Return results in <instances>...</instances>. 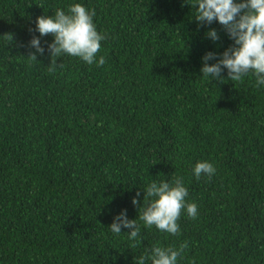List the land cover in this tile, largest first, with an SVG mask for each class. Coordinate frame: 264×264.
<instances>
[{
	"label": "trees",
	"instance_id": "1",
	"mask_svg": "<svg viewBox=\"0 0 264 264\" xmlns=\"http://www.w3.org/2000/svg\"><path fill=\"white\" fill-rule=\"evenodd\" d=\"M76 3L95 11L106 62L65 54L49 72L54 36L36 20ZM193 3L0 0V264H137L184 242L177 264H264V85L202 76V57L234 42L199 24ZM198 162L211 179L195 178ZM174 177L198 209L182 210L176 236L139 220L144 190ZM122 210L140 227L135 248L129 229L109 228Z\"/></svg>",
	"mask_w": 264,
	"mask_h": 264
},
{
	"label": "clouds",
	"instance_id": "2",
	"mask_svg": "<svg viewBox=\"0 0 264 264\" xmlns=\"http://www.w3.org/2000/svg\"><path fill=\"white\" fill-rule=\"evenodd\" d=\"M191 7L195 9V20L199 24L210 25L217 21L234 42L219 58L213 52H208L202 57V76L211 77L213 81L223 79L222 72L227 69L230 81L242 82L245 75L252 73L257 86L264 85V0H194ZM95 15L94 10L89 11L76 3L69 6L67 14L57 9L54 15L37 18L35 31H38L41 37L54 36V41L48 44L51 54L49 72L56 70L57 59L65 54L78 57L88 65L96 63L99 67L105 64L103 56L96 60V54L105 36L97 32L93 23ZM5 36L9 41L13 38L11 34ZM206 37L214 42L220 39L215 29L208 31ZM28 46L35 49V52L29 53L28 58L37 62V54L43 55L45 51L41 47L40 39L33 36ZM210 60L217 62L209 65ZM59 66L62 67V64ZM193 172L197 180L202 175L211 179L216 169L209 162H198ZM144 193V201L152 198L139 215V220L143 221L145 227L155 226L161 232L176 236L180 233L177 221L182 210L192 219L198 215L197 204L186 202L188 190L182 177H174L172 184L154 181ZM136 195L138 197L140 193L137 192ZM132 204L138 206L139 201L134 198ZM109 228L117 235L121 233L122 228L129 229V240L136 241L131 245L133 248L140 242V227L136 220L127 219L126 210L114 217ZM187 248V242L182 243L179 248L153 246L150 254L146 251L145 255L138 258L137 264H146V261H151V264H177L178 258Z\"/></svg>",
	"mask_w": 264,
	"mask_h": 264
}]
</instances>
